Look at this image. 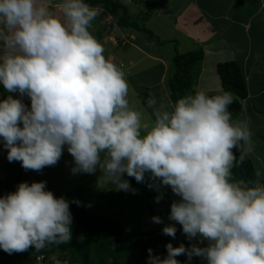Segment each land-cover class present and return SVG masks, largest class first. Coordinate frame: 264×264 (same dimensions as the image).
I'll return each mask as SVG.
<instances>
[{
  "label": "clouds",
  "instance_id": "obj_1",
  "mask_svg": "<svg viewBox=\"0 0 264 264\" xmlns=\"http://www.w3.org/2000/svg\"><path fill=\"white\" fill-rule=\"evenodd\" d=\"M58 7L59 14L49 0H0V83L9 93L0 100V138L8 161L41 172L66 147L72 174L99 168L116 190L133 194L138 189L125 174L147 180L156 203L170 187L179 197L170 205L174 223L151 220L173 239L179 224L197 242L167 243L164 257L149 248L148 264H181V255L186 264L193 257L206 264H264V159L249 119L232 118V94L201 90L173 104L150 95L151 118L144 120L130 107L125 73L90 31L98 10L86 0H60ZM249 158L258 164L255 182L233 172ZM70 203L82 205L57 198L46 181L20 182L0 196V249L11 255L68 242Z\"/></svg>",
  "mask_w": 264,
  "mask_h": 264
},
{
  "label": "rangeland",
  "instance_id": "obj_2",
  "mask_svg": "<svg viewBox=\"0 0 264 264\" xmlns=\"http://www.w3.org/2000/svg\"><path fill=\"white\" fill-rule=\"evenodd\" d=\"M196 1L204 3L207 10L209 6L214 5L215 2L236 6L238 2L242 3L244 0ZM188 3H190L189 0H158L153 9L147 13L148 16L144 17V9L141 8V5H139V7L138 5L135 6L129 2H125L127 13L138 17L134 19V22L152 34V38H148L147 34L136 31V33L139 34V39H141V42L137 41V45L144 48L142 51L140 50V54L147 56L145 58L136 52L132 46L133 42L126 46L120 45L121 42H125L123 41L124 39L121 40L123 36L120 34H127V32L131 30L129 28L124 30L123 28L117 29L116 18L102 19L100 14L103 8L97 6V8H99L97 9L99 14L96 17L97 20L95 18L92 22L90 31L94 34L97 29L101 28V23H105L106 30L109 31L108 37L101 39L105 44L99 40L104 47L103 54L105 57L108 58V52L111 49L118 52L121 50V54L124 55L122 60H127V58H129L132 61L133 67H126L128 69L127 75L129 73L126 77L129 84L127 99L129 100L130 107L140 111L144 120L151 118V109L147 108V100L150 95H154L158 101L170 104L167 91L168 88L167 86H165V88L162 86V78L164 79L166 75L169 76L168 73L172 70L171 65H173L172 58L174 55L184 54L189 48L192 49L199 46L198 42L194 39L190 40V43L185 40L187 36L186 32L182 33L181 30H177V32L176 30H172V20H176V17L180 15V8L182 6H187ZM262 8L263 10L260 14L255 19H251L248 25L249 38L253 40L252 43L254 45L260 43L263 38V34L257 35L254 32V28L258 20L261 19L260 16L264 15V0H262ZM159 10L163 12V15L160 17L155 15V12ZM121 14L122 12L119 10L118 15L121 16ZM187 14L191 16L192 11L189 9ZM110 24H112L111 27L108 26ZM183 27L186 29V26ZM197 31L199 33L200 30L197 29ZM193 32L195 33L196 29ZM207 32L210 35L208 36L210 40L219 38L220 32L218 29H209ZM208 43L212 44L211 41H208ZM218 46L217 44H213L211 49ZM220 49L223 50L221 47ZM203 52H206V50H203ZM215 57L217 61H223L225 56L223 52H218ZM211 58L212 55L208 57L204 56L196 63L193 70L195 71L196 67L198 65L202 66V64H204L205 68L208 59ZM115 64H118V62L116 61ZM161 64L166 66L167 69L169 68L166 75H163L162 78H160ZM118 67H120L122 71L126 70L125 67H123V69L121 66ZM240 72L242 73L241 69ZM242 76L243 79L246 78L245 74H242ZM257 78L259 81L256 80L255 82L260 86L264 85V71L263 77L257 76L256 79ZM196 84V89H205L210 92L207 94H220L218 92V90H220L218 80H208L207 82L198 81ZM256 85L257 84H253V87ZM199 89H197V91ZM256 90H258V87L252 89L251 84L249 85L248 95H251V97H247L246 100L241 102V111L234 120L249 119L250 128L253 133V141L256 145V153L264 159V124L262 123L263 116L260 115V111L264 108V94L257 97V95H255ZM140 93L147 95L145 104L141 103L142 101L138 95ZM23 102L30 107V98L26 96L23 97ZM250 160L255 170L258 164L255 160L251 158ZM73 164L74 161L72 156L67 152V148H64L63 154L55 166L45 167L41 172H36L34 170L25 171L21 167L20 162L8 161L7 150L3 147V141L2 138H0V196L16 191L20 182L26 181L31 184L34 181H46L47 190L52 191L57 198L63 196L69 201L75 198L82 202L81 206H84L89 213L117 220L125 233H134L136 236V247L130 258L131 263L135 261H147L149 255L147 250L149 248L153 250L154 255L164 257L167 253H160V248L166 250L165 245L167 243H172L174 247H177L181 243H188L189 246L191 243L197 242L195 240L189 241L180 229L179 224H176L177 232L174 239L162 233L164 224L174 223L168 220L170 205L173 200L179 199V197L172 193L170 187H165L163 189L164 198L159 203H156L155 197L158 193L147 187V180L144 183H137L134 178L128 177L125 174L124 178L128 179L132 188L138 189V192L133 194L132 192L118 191L99 168L93 174H72L71 168ZM261 179L264 180V177H261ZM152 216H160L164 224L152 222ZM55 255L56 253H52L46 258L41 259V257H35L31 253H13L7 256L4 261H2V257H0V264H60V262L55 259ZM199 262L200 264H206L202 259H200Z\"/></svg>",
  "mask_w": 264,
  "mask_h": 264
},
{
  "label": "trees",
  "instance_id": "obj_3",
  "mask_svg": "<svg viewBox=\"0 0 264 264\" xmlns=\"http://www.w3.org/2000/svg\"><path fill=\"white\" fill-rule=\"evenodd\" d=\"M157 1L158 0H86V2L93 7L97 8V6H101L103 8L100 14L102 19L105 18L106 15H109L111 18L117 19L116 26L147 34L148 38H152V35L134 22V19L138 17L127 13L125 2L141 5L144 8V17H146L148 16L147 13L153 9ZM119 10L122 12L121 16L118 15ZM104 24L102 22L100 25L101 28L97 29L93 34L98 41L109 34ZM108 26L111 27L112 24ZM203 57L204 55L200 46L192 49L189 48L184 54L174 55L172 58L173 65H171L172 70L168 73L169 76L166 75L164 77V88L165 86L168 88L167 91L170 104H173L182 96L197 92L199 88L196 89L195 86H197L196 83L198 81L207 82L208 80H218L220 89L218 92L220 94L228 92L233 96V103L229 106V111L232 113V118L234 120L241 111V102L247 97V90L239 65L234 60L216 61L212 65L209 61L210 59H208L205 68L204 64H202V66L198 65L194 71V66ZM210 64L213 66L211 68L212 71L210 70L211 75L205 74L206 69L210 68ZM198 91L201 90L199 89ZM205 92L210 93L208 91ZM7 95H9V93L6 92L2 83H0V99L6 98ZM12 95L16 96V94ZM138 95L142 101L141 103L145 104L147 95H144V93ZM237 155L239 154L237 153ZM233 172L237 179L247 182H255L257 180L250 158L244 163L237 165V167L233 169ZM259 179L261 182H264L263 179ZM70 212L72 213L73 223L71 225V239L68 242L49 245L40 251L29 248L23 253H31L35 257H41V259L46 258L52 253H56L55 259L58 260L60 264H148V260L131 263L130 258L136 247V236L134 233H125L117 220L93 215L89 213L84 206H77L75 203H70ZM180 229L182 230L181 226ZM206 243L207 242H205V245ZM184 244L188 247V243ZM160 253L164 254L166 250L160 248ZM9 255L10 254L3 250H0L2 261L6 260ZM176 259L179 260L181 264H186V256L181 255L176 257ZM200 259V257H193L191 264H200Z\"/></svg>",
  "mask_w": 264,
  "mask_h": 264
},
{
  "label": "crops",
  "instance_id": "obj_4",
  "mask_svg": "<svg viewBox=\"0 0 264 264\" xmlns=\"http://www.w3.org/2000/svg\"><path fill=\"white\" fill-rule=\"evenodd\" d=\"M190 3H188L187 6H182L180 8V15L176 17V20H172V30H181L182 33H187V36L185 37L187 42L190 40H196L198 42L199 46L203 50H206V52H203V55L208 57L209 55H212V58L209 60L210 63H215L216 55L218 52L224 53V59L223 60H234L238 63L239 68L242 70V74H245V83L246 88L248 92V87L251 84L252 89H255V87H258V90H256L255 95L260 96L264 94V85H259L255 81L259 79L256 77L262 76L263 77V71H264V15L260 16V20L256 23V26L254 28V32L258 35L263 34V38L260 43L257 45H254L249 38V22L251 19H255L260 12L263 10L262 8V0H244L242 3H237L235 5H229V4H220L215 2L214 5H210L209 8L206 10V5L204 3H199L196 0H189ZM51 5L56 9L57 13L59 14V7L58 4L60 0H49ZM137 6L138 4H132ZM139 6V5H138ZM162 6V5H160ZM140 7V6H139ZM96 8V7H95ZM141 8H143L141 6ZM99 9V8H96ZM144 9V8H143ZM192 11V15H188V10ZM155 15H158L159 17L163 15V12L159 10L158 12H155ZM111 17L109 15H106L105 19ZM143 18V17H142ZM97 20V18H96ZM186 26V29L183 27ZM201 26V27H199ZM120 27H117V29ZM116 29V31H117ZM122 29V28H120ZM126 28H123V30ZM196 29V32L193 31ZM199 29V33L197 31ZM209 29H218L219 38L216 40H210L208 36V30ZM131 31H128L127 34H120L123 37L129 36L133 39V48L136 50L137 53H141L140 50L144 49L138 46L137 41L141 42V39H139V34L136 33V31L130 29ZM151 33V32H150ZM152 35V34H151ZM138 36V38H137ZM108 36H105L103 39L107 38ZM102 41L104 44L105 42ZM208 41L212 42V44L208 43ZM190 43V42H189ZM213 44L219 45L218 47H215L214 49H211V46ZM220 47L223 49L221 50ZM142 57V54H140ZM124 55L121 54V50L118 52L116 50H109L108 52V58H111L112 61L118 62L116 64L117 66H123L127 68L133 67L132 61L127 58V60H122ZM125 59V57H124ZM114 62V63H115ZM211 64L209 65L210 68L206 69L205 74L211 75V68L213 67ZM161 77L163 75H166L167 68L163 64H161ZM124 71L125 77L127 75L128 69ZM211 70V71H210ZM202 76V75H200ZM127 79V78H126ZM262 79V78H261ZM162 78V82H163ZM253 84H257L253 87ZM205 90V89H204ZM207 91V90H205ZM137 94V93H136ZM251 97V95H248V98ZM264 108H262V111H260V115L262 117V123L264 124Z\"/></svg>",
  "mask_w": 264,
  "mask_h": 264
}]
</instances>
